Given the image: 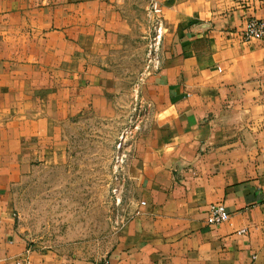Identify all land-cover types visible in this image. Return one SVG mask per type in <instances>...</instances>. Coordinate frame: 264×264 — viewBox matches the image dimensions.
Listing matches in <instances>:
<instances>
[{
	"label": "crops",
	"instance_id": "1",
	"mask_svg": "<svg viewBox=\"0 0 264 264\" xmlns=\"http://www.w3.org/2000/svg\"><path fill=\"white\" fill-rule=\"evenodd\" d=\"M161 1V64L142 86L130 170L138 214L104 263L264 264V40L241 39L264 0ZM126 3L0 0V264H66L29 248L12 187L55 122L106 106L95 59L128 36ZM33 106L47 114L39 131L7 118ZM212 205L229 220L211 224Z\"/></svg>",
	"mask_w": 264,
	"mask_h": 264
},
{
	"label": "rangeland",
	"instance_id": "2",
	"mask_svg": "<svg viewBox=\"0 0 264 264\" xmlns=\"http://www.w3.org/2000/svg\"><path fill=\"white\" fill-rule=\"evenodd\" d=\"M126 1L128 36L95 59L105 73L106 106L55 122L59 133L48 152L33 149L12 187L17 228L29 248L66 264H104L138 214L131 161L144 132L142 86L161 64L153 5L162 1ZM12 109L7 118L26 114L32 132L47 117L40 106Z\"/></svg>",
	"mask_w": 264,
	"mask_h": 264
},
{
	"label": "built area",
	"instance_id": "3",
	"mask_svg": "<svg viewBox=\"0 0 264 264\" xmlns=\"http://www.w3.org/2000/svg\"><path fill=\"white\" fill-rule=\"evenodd\" d=\"M153 13L156 19L157 26L159 28L163 21V10L159 3H154ZM162 28L158 30L156 34L155 42H160L162 39ZM241 39L243 42L249 43L252 41H263L264 40V21L258 20L256 18H250L247 21V25L243 31ZM210 223L213 225H220L229 220V213L223 205H212L209 212ZM104 264H114L111 262H106Z\"/></svg>",
	"mask_w": 264,
	"mask_h": 264
}]
</instances>
